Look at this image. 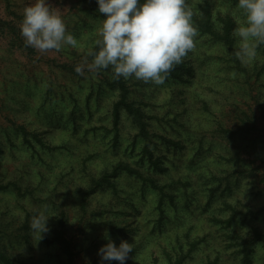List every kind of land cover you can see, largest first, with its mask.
Segmentation results:
<instances>
[{"label":"rangeland","instance_id":"obj_1","mask_svg":"<svg viewBox=\"0 0 264 264\" xmlns=\"http://www.w3.org/2000/svg\"><path fill=\"white\" fill-rule=\"evenodd\" d=\"M32 2L0 0V179L30 190L0 192L2 243L14 264H60L57 246L24 228L29 212L40 210L51 215L49 236L66 214L81 243L77 264H101L105 233L117 246L127 240L138 251L125 264H154L155 257L160 264L165 249L183 244L191 248L183 264H264V240L253 242L255 232L264 234V44L243 65L234 55L237 37L230 47L198 31L188 82L117 79L111 68H88L106 18L97 0H49L78 44L46 52L31 47L30 53L20 24ZM187 2L196 10L208 4L215 23L220 14L237 26L238 0ZM121 81L143 113L150 140L138 135L125 110L114 124ZM146 145L163 158L161 166L144 156ZM120 161L143 176L119 173L111 178L116 187L98 186L83 211L79 190ZM149 177L165 185V193ZM245 241L253 242L249 258Z\"/></svg>","mask_w":264,"mask_h":264},{"label":"clouds","instance_id":"obj_2","mask_svg":"<svg viewBox=\"0 0 264 264\" xmlns=\"http://www.w3.org/2000/svg\"><path fill=\"white\" fill-rule=\"evenodd\" d=\"M97 4L106 18L102 19L97 48L88 53L92 57L89 70L111 68L117 79L134 77L159 85L196 46L198 29L187 0H97ZM236 9L234 55L247 65L256 59L258 46L264 44V0H238ZM20 30L25 45L40 52L78 44L49 0H34L25 6ZM50 216L46 210L33 215L30 230L39 235L37 241L49 231ZM105 236L108 242L98 250L101 264L113 260L125 264L132 243L121 240L117 246L107 233Z\"/></svg>","mask_w":264,"mask_h":264},{"label":"trees","instance_id":"obj_3","mask_svg":"<svg viewBox=\"0 0 264 264\" xmlns=\"http://www.w3.org/2000/svg\"><path fill=\"white\" fill-rule=\"evenodd\" d=\"M193 10L192 21L193 24L197 27L198 31L203 34L210 35L213 39H217L219 41H224L228 46L232 47L235 43L236 38L233 35V29L235 24L232 20L224 17L222 15L217 16V22L215 23L214 17L211 11V8L208 4L199 8V10ZM5 23L0 20V24ZM15 29V28H13ZM25 43V42H23ZM26 46V45H25ZM30 53L31 47L26 46ZM192 60L189 56L184 58L183 63L174 67L171 73L168 75L172 77L174 80L179 82H188L189 79L194 75L195 69L192 65ZM130 90L129 87L125 84L124 81L120 82V97L113 105V119L114 124L118 127L121 111L125 110L129 115L134 116L135 120L139 125V133L140 137H143L147 140L151 139V133L148 129V124L144 119L143 113L139 107L135 106V101L129 98ZM21 132L26 135L29 133L26 130L25 125H21L19 127ZM118 138V133L116 134V139ZM168 141H171L168 139ZM26 142L31 146V141L26 140ZM147 155L149 161L156 165L161 166L163 164V158L155 157L153 151L146 145L144 147V156ZM164 170V168H161ZM126 172L130 175H135V177H142L143 173L138 167L131 165L129 162L120 161L113 167V171L111 174H103V177L97 182L94 179L92 180V185L89 188H81L80 192V205L83 207V211H86L87 204L89 202L90 196L97 191L98 186H104L105 184L115 186V182H111V178H115L119 173ZM150 182L161 191V193H165V185H160L159 181L153 177H149ZM13 191L18 195H24L30 192V190L22 188V186L16 180H4L0 179V192ZM86 206V207H85ZM33 216V213L29 212L28 219L26 221L25 229H30V226L27 225L29 221V217ZM66 214L63 213L59 218V227L55 228L49 236L47 233L43 234V239L45 242L54 244L57 246L59 251V259L60 264H77V257L79 255L78 248L79 243L76 236L71 234V229L66 225ZM6 232V227L2 228V224H0V264H14L17 260L12 257V255L7 251V249L3 246L2 239ZM28 238V235L26 236ZM264 240V234L260 232H255L254 240ZM253 242H244L245 247L243 251L245 252V258H249L250 249L253 247ZM185 250L184 244L168 247V249L164 250L165 261H161L160 264H183L189 251ZM138 254L135 248H132V253L129 255L130 259L132 256L135 258ZM127 259V260H128ZM159 260L155 257L154 264H158ZM165 262V263H164ZM93 264H98L97 261L92 262Z\"/></svg>","mask_w":264,"mask_h":264}]
</instances>
